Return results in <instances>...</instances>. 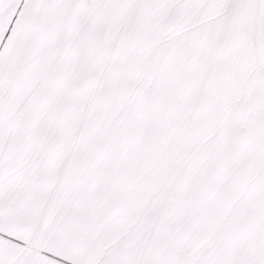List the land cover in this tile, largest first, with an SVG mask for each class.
Segmentation results:
<instances>
[{
    "label": "snow or ice",
    "instance_id": "obj_1",
    "mask_svg": "<svg viewBox=\"0 0 264 264\" xmlns=\"http://www.w3.org/2000/svg\"><path fill=\"white\" fill-rule=\"evenodd\" d=\"M0 264H264V0H0Z\"/></svg>",
    "mask_w": 264,
    "mask_h": 264
}]
</instances>
